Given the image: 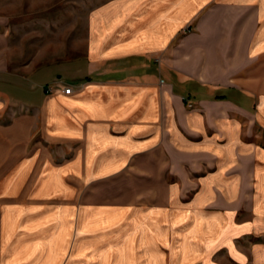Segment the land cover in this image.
<instances>
[{
    "label": "crops",
    "instance_id": "0c3cea01",
    "mask_svg": "<svg viewBox=\"0 0 264 264\" xmlns=\"http://www.w3.org/2000/svg\"><path fill=\"white\" fill-rule=\"evenodd\" d=\"M87 45L11 71L0 33V160L26 159L9 200L40 164L41 199L70 180L71 257L103 244L104 264H264V0H110ZM66 232L39 264H61Z\"/></svg>",
    "mask_w": 264,
    "mask_h": 264
},
{
    "label": "rangeland",
    "instance_id": "374dc122",
    "mask_svg": "<svg viewBox=\"0 0 264 264\" xmlns=\"http://www.w3.org/2000/svg\"><path fill=\"white\" fill-rule=\"evenodd\" d=\"M108 1L110 0H0V33L3 32L6 36L10 60L8 69L20 71L23 64L35 69L86 57L87 16L93 9ZM3 119L1 124H5ZM33 137L36 138L35 135ZM21 156L14 150L9 157L0 160V264H8L10 259L20 253V249L18 257L22 259H19L18 264H39L41 242L47 244L59 241V236H56L59 235L62 223L67 232L61 239V264H104L107 254L104 253L105 257L101 261L97 260L100 257L98 255L107 249L103 244L94 248V259L89 260L90 262L79 256L71 257V253H68L74 245L78 253L84 248L82 245L80 247L83 238L76 241L74 235L75 221L73 215L70 216L68 204L70 180L66 174L62 175L63 181L59 182L61 189L53 186L46 191V198L41 199V184L38 180L41 165L38 163L36 174L33 175L35 179L26 181L19 195L14 200H9L6 190L3 192V186L8 179L16 178L19 165L26 160ZM62 160L53 158L55 163ZM96 193L100 202H106L110 197L102 189ZM6 221L12 227L7 231ZM100 235L93 236V239L100 240ZM114 250L117 251V248Z\"/></svg>",
    "mask_w": 264,
    "mask_h": 264
},
{
    "label": "built area",
    "instance_id": "2783aa9c",
    "mask_svg": "<svg viewBox=\"0 0 264 264\" xmlns=\"http://www.w3.org/2000/svg\"><path fill=\"white\" fill-rule=\"evenodd\" d=\"M72 91V88L70 86H66V87H63L62 89V92L66 95H69ZM189 107H192L191 105H189Z\"/></svg>",
    "mask_w": 264,
    "mask_h": 264
},
{
    "label": "bare ground",
    "instance_id": "6f19581e",
    "mask_svg": "<svg viewBox=\"0 0 264 264\" xmlns=\"http://www.w3.org/2000/svg\"><path fill=\"white\" fill-rule=\"evenodd\" d=\"M183 230V229H182ZM136 262V261H135Z\"/></svg>",
    "mask_w": 264,
    "mask_h": 264
}]
</instances>
